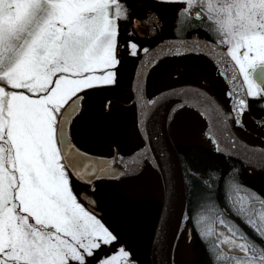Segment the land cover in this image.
<instances>
[{
  "label": "rangeland",
  "instance_id": "rangeland-1",
  "mask_svg": "<svg viewBox=\"0 0 264 264\" xmlns=\"http://www.w3.org/2000/svg\"><path fill=\"white\" fill-rule=\"evenodd\" d=\"M119 1L0 0V78L39 95L0 86V264H86L117 244L72 190L56 134L69 101L97 88L126 87L123 60L146 50L115 11ZM190 1L138 0L137 10L162 26L166 19L157 8L177 16ZM111 136L122 155L134 152L125 129ZM112 186L99 183L96 195L111 196ZM96 264L136 261L121 247Z\"/></svg>",
  "mask_w": 264,
  "mask_h": 264
},
{
  "label": "flooded vegetation",
  "instance_id": "flooded-vegetation-1",
  "mask_svg": "<svg viewBox=\"0 0 264 264\" xmlns=\"http://www.w3.org/2000/svg\"><path fill=\"white\" fill-rule=\"evenodd\" d=\"M189 4L184 11L178 10L176 14L179 15L170 14L171 25L167 31L169 29V32L177 36L174 38L203 40L223 50L241 76L248 96L251 118L259 124L264 119V0H191ZM134 18L155 25L154 32L150 30L152 27H148L149 33L145 34L146 38L137 37L132 26L131 31L136 36V40L146 48L141 55H134L141 58L164 39L155 42L157 37L163 36V28L166 25L157 26L150 19L139 16L138 11L131 17V25ZM149 44H151L150 47ZM170 54V61L174 63L175 69L168 79L165 77L161 80L162 85H168L161 91L180 86H194L206 90L218 101L228 116L231 130L237 136L241 135L245 130L237 119V113L225 109L232 103L233 107H230L236 111L231 81L224 64L214 58L211 53L201 50H175ZM158 60H155L152 65L157 64ZM198 64L205 66V72L203 69L202 72L191 67ZM209 69L218 73L214 83L209 77ZM144 82L147 100L161 92L148 94L147 84L150 81H147V75ZM247 82L252 86L253 91H249ZM110 99L107 110L105 104ZM94 104L96 103L93 102L92 96L89 93L86 94L83 110L79 116H76L71 126L72 135H74L76 122L80 118H89L91 123L99 127H101L100 122H104L111 139H109L110 142L106 141L110 150L107 155H111L114 148L119 150V147L113 146L112 143L113 131L121 129L124 132L125 129L127 135L135 141V147H133L134 152L131 151L133 154H120L123 158L131 157L134 160L133 166L138 170L134 176L154 166L156 162L149 146L143 141L139 132L138 106L132 86L127 85L111 93L99 109ZM210 131L213 133L214 140L208 143L204 139V132L198 141L201 142L200 146L231 159L234 164L240 163L245 176L241 179L235 177L229 180L226 183L225 192L218 190L216 199L207 198L194 206L191 205L193 190L192 178L190 179L186 192L187 212L175 236L170 257L171 264H264V165H251L228 157L221 152L212 126ZM131 144L125 145L127 151L130 150ZM210 144L214 146L211 147ZM248 145L250 148L264 150L261 144ZM249 169L254 171V177L250 175ZM198 178L205 184L210 181L207 177ZM88 188L89 186L85 188L86 190H82L88 191ZM96 193L95 199L99 202ZM97 209L100 211L99 205ZM88 213L105 223L103 212H100L101 215L94 212ZM119 244L120 242L117 241L111 249L99 252L95 259L89 263L86 261V264H96L101 259H107L121 248ZM13 262L12 264H18L17 260Z\"/></svg>",
  "mask_w": 264,
  "mask_h": 264
},
{
  "label": "water",
  "instance_id": "water-1",
  "mask_svg": "<svg viewBox=\"0 0 264 264\" xmlns=\"http://www.w3.org/2000/svg\"><path fill=\"white\" fill-rule=\"evenodd\" d=\"M154 24L134 18L133 27L136 34L146 38L149 28L154 32ZM173 50H195L211 53L226 68L231 81L233 99L237 116L245 131L264 140V119L255 123L250 115L248 96L239 72L234 64L217 45L197 39L169 38L162 39L156 46L148 50L139 60L133 83V93L138 106V128L142 139L148 144L156 165L160 168L165 184V199L151 247L150 264H171L172 246L179 228L187 212L186 188L180 158L175 145L167 133L166 123L171 110L179 104H191L206 114L221 148V152L236 161L251 165H264V150L246 148L236 133L231 130L228 116L206 90L194 86H180L161 91L151 100L144 97V80L146 71L153 60ZM86 94L75 97L63 110L57 128V140L62 159L74 179L87 184L89 192L79 195L91 212L101 215L97 210L98 202L94 192L97 183L103 180H122L137 172L132 158H123L117 148L111 155H101L87 151L76 143L72 135V124L76 116L83 110ZM110 101L106 108L109 109ZM123 165H121V164ZM254 177V171L248 170Z\"/></svg>",
  "mask_w": 264,
  "mask_h": 264
},
{
  "label": "trees",
  "instance_id": "trees-1",
  "mask_svg": "<svg viewBox=\"0 0 264 264\" xmlns=\"http://www.w3.org/2000/svg\"><path fill=\"white\" fill-rule=\"evenodd\" d=\"M137 2L138 0H120L113 6L115 11L119 13L118 16L121 21L129 25V27H131V17L137 14L138 11ZM157 11L166 19V27L163 28V36L157 37L155 42L160 41L162 38L177 37L169 32V29L167 31V28L171 25L169 15L163 12L161 8H157ZM131 33L134 34L132 31ZM132 36L136 37L135 35ZM150 45L148 46L150 47ZM170 56L171 54L167 53L159 59L161 61L158 60L159 63L157 61V64L149 67L147 71V81H150L147 84L149 86L148 94H154L166 88H163L164 85L161 84V80L165 77L168 79L175 69L174 63L170 61ZM139 58L140 56H126L123 60L122 73L126 75L129 86L132 85L134 70ZM208 74L211 75V79H214L218 73L209 69ZM0 86L10 92L23 93L29 97L39 96H34V94L24 88H13L1 78ZM120 89L119 85L97 88L89 95L92 96L93 102L96 103L94 106L96 105L95 107L99 109L111 93ZM223 106L225 107V105ZM230 106L233 107V104L231 103L225 109L235 113ZM100 123L101 127L96 124L97 127L91 123L89 118H80L76 122L73 137L80 147L102 155L109 153L110 150L106 141L110 142L111 139L107 133V127L103 124L104 122L101 121ZM166 123L167 133L179 154L186 187L187 185L189 186L188 183L192 178V206L198 205L207 198L216 199L218 190L219 192L222 190L225 192L226 183L229 180L235 177L241 179L245 176L240 163L235 162L234 164L231 159L200 146L201 142L198 141L204 132V139L208 143L214 140L213 133L210 131L211 125L204 111L191 104H180L171 110ZM202 130L203 133H201ZM239 137L247 144H261L264 146V140L258 139L245 131ZM112 143H114L113 140ZM62 164L75 194L81 192L82 189L86 190L85 188L87 187L74 179L63 161ZM198 177H207L210 181L205 184ZM100 183L114 185L110 188L111 190H108L111 196L109 194L107 197L99 198L97 195L99 209L104 213L106 225L113 231L116 239L120 242L119 246L126 248L137 264H150L149 258L153 237L156 233L165 198V186L160 170L154 164V166L144 170L143 173L127 177L122 181L109 180ZM119 187L129 190L128 194L124 196L123 191ZM115 190H117V194L112 193Z\"/></svg>",
  "mask_w": 264,
  "mask_h": 264
}]
</instances>
